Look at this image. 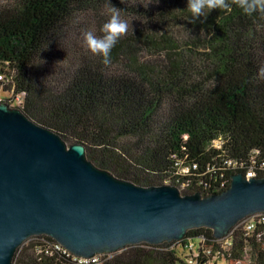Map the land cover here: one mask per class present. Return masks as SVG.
I'll use <instances>...</instances> for the list:
<instances>
[{"label": "trees", "instance_id": "obj_1", "mask_svg": "<svg viewBox=\"0 0 264 264\" xmlns=\"http://www.w3.org/2000/svg\"><path fill=\"white\" fill-rule=\"evenodd\" d=\"M227 2L193 23L187 0H0V101L137 185L209 195L234 173L264 176V15ZM113 7L128 27L104 65L83 34L102 36ZM253 215L221 238L192 228L88 262L35 235L12 264H204L178 253L191 239L227 264H264V221L246 229Z\"/></svg>", "mask_w": 264, "mask_h": 264}, {"label": "water", "instance_id": "obj_2", "mask_svg": "<svg viewBox=\"0 0 264 264\" xmlns=\"http://www.w3.org/2000/svg\"><path fill=\"white\" fill-rule=\"evenodd\" d=\"M264 213V176L232 174L229 187L182 194L170 184L141 186L87 158L17 106L0 102V264H12L31 236L47 235L82 257L127 245L180 240L187 230L227 235Z\"/></svg>", "mask_w": 264, "mask_h": 264}, {"label": "clouds", "instance_id": "obj_3", "mask_svg": "<svg viewBox=\"0 0 264 264\" xmlns=\"http://www.w3.org/2000/svg\"><path fill=\"white\" fill-rule=\"evenodd\" d=\"M241 9L242 13L252 15L260 13L264 15V0H233ZM187 10L191 14V22H195L207 15L213 9H226L229 7L227 0H187ZM109 19L101 26L102 36L96 37L91 31L85 32L84 43L88 50L94 55L101 57V62L107 65L110 62V53L116 45L117 40L126 33L128 24L121 19L120 12L110 8ZM261 77H264V67L260 69Z\"/></svg>", "mask_w": 264, "mask_h": 264}, {"label": "built area", "instance_id": "obj_4", "mask_svg": "<svg viewBox=\"0 0 264 264\" xmlns=\"http://www.w3.org/2000/svg\"><path fill=\"white\" fill-rule=\"evenodd\" d=\"M1 102V101H0ZM11 105V104H10ZM187 168L181 169L180 173H186ZM246 178L254 177V174L252 172H247L245 175ZM256 217L259 221H264V213H255L249 220H247L246 223V229L251 230L254 227V220L253 218ZM58 242V241H57ZM201 241L196 239L187 241L184 246L182 247V256L185 258V260L188 263H194L196 261V258L200 256V254H203L207 260L203 263L204 264H227L226 261H224L221 256L218 253H213L210 249V247L202 246L200 243ZM224 242L227 243V240L224 239ZM59 243V242H58ZM62 245L61 243H59ZM63 246V245H62ZM64 247V246H63ZM67 249V248H66ZM68 250V249H67ZM96 258L93 257H82L79 256L80 262H88V261H94ZM220 259V260H218ZM237 264H244L241 262H237Z\"/></svg>", "mask_w": 264, "mask_h": 264}, {"label": "rangeland", "instance_id": "obj_5", "mask_svg": "<svg viewBox=\"0 0 264 264\" xmlns=\"http://www.w3.org/2000/svg\"><path fill=\"white\" fill-rule=\"evenodd\" d=\"M11 103H12V102H11ZM11 106H16V105H14V104H11ZM65 142L68 144V142H67V141H65ZM195 241H196V240H195ZM25 243H26V241H25V242H24L22 245H24ZM22 245H21V246H22ZM21 246H20V247H21ZM177 250H178V253H180V254H183V253H182V251H183V250H182V249L180 250V247H178V249H177ZM218 260H220V259H218ZM220 261H221V260H220ZM246 264H247V263H246Z\"/></svg>", "mask_w": 264, "mask_h": 264}]
</instances>
